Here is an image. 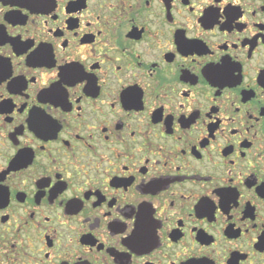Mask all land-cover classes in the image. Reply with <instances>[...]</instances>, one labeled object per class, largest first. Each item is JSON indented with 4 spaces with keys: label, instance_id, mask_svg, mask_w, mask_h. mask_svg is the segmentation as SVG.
<instances>
[{
    "label": "flooded vegetation",
    "instance_id": "obj_1",
    "mask_svg": "<svg viewBox=\"0 0 264 264\" xmlns=\"http://www.w3.org/2000/svg\"><path fill=\"white\" fill-rule=\"evenodd\" d=\"M0 264H264V0H0Z\"/></svg>",
    "mask_w": 264,
    "mask_h": 264
}]
</instances>
